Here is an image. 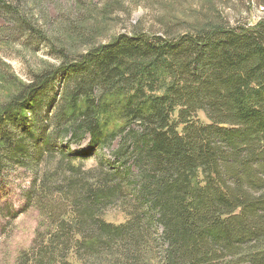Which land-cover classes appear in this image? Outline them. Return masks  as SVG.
Returning <instances> with one entry per match:
<instances>
[{"label":"trees","instance_id":"16d2710c","mask_svg":"<svg viewBox=\"0 0 264 264\" xmlns=\"http://www.w3.org/2000/svg\"><path fill=\"white\" fill-rule=\"evenodd\" d=\"M31 16L0 0L22 42L54 46ZM59 59L0 109V191L31 172L25 202L48 221L15 264H264V21ZM1 201L4 231L20 213Z\"/></svg>","mask_w":264,"mask_h":264},{"label":"rangeland","instance_id":"374dc122","mask_svg":"<svg viewBox=\"0 0 264 264\" xmlns=\"http://www.w3.org/2000/svg\"><path fill=\"white\" fill-rule=\"evenodd\" d=\"M19 1L28 5L33 21L48 33L55 45H40L35 49L22 42L13 26L0 18V109L29 84L35 74L57 67L61 51L72 59L120 34L136 32L175 38L208 24L254 27L264 21V0ZM53 95L49 94L50 97ZM200 117L205 123L204 115L200 114ZM115 123L121 125V122ZM89 142V136H86L80 145H72V148L87 149ZM104 153L110 154L108 150ZM100 155L96 152L85 163V169L97 167ZM32 179L31 172L20 169L0 191L1 202L12 204L20 213L11 224H3L6 226L4 231L0 230V264H15L21 251L35 246L41 224L48 223L37 208L27 206L25 202L23 193L30 188ZM106 220L119 225L125 223L126 217L120 210H111Z\"/></svg>","mask_w":264,"mask_h":264}]
</instances>
